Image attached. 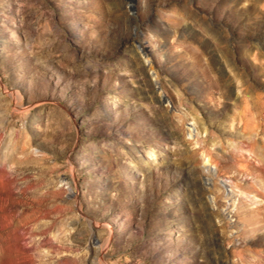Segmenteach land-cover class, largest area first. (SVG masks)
Masks as SVG:
<instances>
[{
  "label": "rangeland",
  "instance_id": "1",
  "mask_svg": "<svg viewBox=\"0 0 264 264\" xmlns=\"http://www.w3.org/2000/svg\"><path fill=\"white\" fill-rule=\"evenodd\" d=\"M0 264H264V0H0Z\"/></svg>",
  "mask_w": 264,
  "mask_h": 264
}]
</instances>
